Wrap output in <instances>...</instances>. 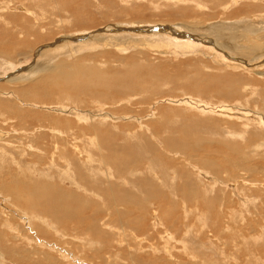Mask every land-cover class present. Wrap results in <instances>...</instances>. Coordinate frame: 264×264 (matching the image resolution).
<instances>
[{
  "label": "bare ground",
  "instance_id": "1",
  "mask_svg": "<svg viewBox=\"0 0 264 264\" xmlns=\"http://www.w3.org/2000/svg\"><path fill=\"white\" fill-rule=\"evenodd\" d=\"M181 1L173 0L178 4ZM238 1L240 0L233 1L231 6H237ZM253 1V4L258 3V0ZM186 2L188 1L185 0L184 4ZM51 3L56 11L60 12L63 9L73 15L79 13L83 8L81 4L78 2L76 4L73 0H52ZM261 3L262 0L259 4ZM261 8L254 10V13H257L253 17L256 18L244 16L240 20H235L236 18L234 21L230 20L231 22L220 20L208 22L206 25L189 21V24H186L188 22L176 23L175 26L165 24L141 26L130 23L129 25L110 26L94 33L96 40L92 39L93 36L81 35L82 33L87 34V31L77 30V33L81 34L57 37L56 41L47 45H42L46 44L41 42L43 38L32 32L36 29L44 30V19H41L42 21L38 19L39 14L32 12L24 4L19 5L18 8L16 6L12 8L16 12L13 16L0 17V22L3 20L5 28L9 26L13 30L12 34L17 33L14 36L6 31L0 34V40L6 39L7 41L4 45L0 44V78L11 74L10 79L5 81L7 83L0 84V119L12 121L17 127L16 130H13L15 136L10 135L9 131L0 129V242L10 243L11 240H7L8 234H11L12 243L20 241L25 243L28 248L21 249V252L26 254L27 259L24 261L28 264H91V257L82 258L84 256L81 253L83 249H92L91 252L94 250V258L103 256L109 264L115 260L111 256V252L108 251L110 247L115 245L117 248L116 245L122 246L123 243L130 247L129 237L135 239L133 242L135 244L132 245L137 246L136 242L141 245L149 238L148 232L152 231L155 225L159 228L163 222L165 227L169 226L165 228L166 235L163 236V240L165 242L167 240L166 243H171L170 241L174 240L179 245L180 250L189 256L187 257L192 263L199 261L202 264H229L231 262L234 264H264V183L257 182L259 181L258 178L264 179V10ZM3 9L0 7V10ZM17 9L23 11L22 14L31 17L33 21L30 22L25 17L26 21L20 23L19 20L23 17L18 15ZM16 16L19 17L16 18ZM62 22L64 24V21ZM26 23L29 26L25 25ZM240 31L246 35L240 34ZM99 33H105L108 38H122L121 43L116 45V49L121 53L127 52L133 47L145 46L158 54L170 55L173 58L189 55L204 58L200 60L199 68L196 67L188 79L184 77L190 81L188 86L190 85L189 88L194 93H188L190 92L189 89L187 93L180 94V97L164 98L161 102L162 105L168 101L170 106L174 108L197 110L202 115L209 116L210 120L219 119V122L215 123L216 120H214V123L207 127L209 134L207 136H218V138L210 139V137L209 140L207 137H203L204 135L201 134V131L199 132L196 126L194 129L176 130L182 138L171 139L168 142L171 145L169 148L175 155L186 154L191 148L189 151L192 152H188L186 157L189 159V170L184 173L190 181L184 179L183 183L177 181L180 178L179 171L176 170L178 168H174L176 163L173 164L171 161L169 162L173 164L174 167L172 166V168L174 169L169 165L168 169L161 172L159 167L153 164L155 159H152L153 161L150 159L147 167H143L141 160L143 161L146 157L142 154V143L147 144L149 153L157 151L154 141L148 142L144 137L143 132L146 130L150 136L156 137L155 132L153 133L150 128H146L145 124L141 123V120L145 118L140 119L141 116H138L139 118L132 116V121L139 124L140 129H137L133 136L130 135L128 138L137 137L140 140L134 144L129 143L131 152H134L133 155H130L128 150L121 151V148L116 145L118 136H125L128 130L110 133L109 131L104 132L102 127L105 124L107 127L108 122L128 120L131 116L115 117L102 110L84 111L80 110L82 109L81 106H69L64 103L65 106L60 102L50 104L45 102L52 95H63L64 91L70 92L77 89V83L73 77L75 70L71 66L70 69L67 65L65 66V61L59 62L60 57L68 56L72 59L79 57L78 55L87 50L88 47L96 46L100 36H104L99 35ZM119 33L124 34L114 36ZM20 35L23 36L20 37ZM243 40H246L245 43H241ZM212 44L215 48H210ZM19 47H24V50ZM100 47L103 45H99L90 52L94 53L100 50ZM216 49L217 51H214ZM11 51L13 52L11 53ZM46 53L52 54L45 55ZM13 56L15 58L23 56V60L19 59L15 62ZM39 56H41V62L37 63L36 61V63L28 64L20 69L26 60L34 61L36 58L39 59ZM42 57H46L43 62ZM91 59L93 58L91 57ZM47 62L49 63L48 66L45 65ZM60 64L63 68H68L69 72L63 70L58 75ZM96 66H84V72L80 69L76 76L96 87L103 84L120 87L128 80L138 82L144 69L143 67L139 72L138 68L132 69L131 67L130 71L126 70L127 72L121 75H118L116 71L117 75H112V78H109L108 75L107 77L101 74L102 69ZM14 68H18L20 71L16 72L17 69ZM146 70L149 76L152 73L157 74L152 66H148ZM181 74L180 76H182ZM183 75L185 76V73ZM151 77L153 78V76ZM167 79L166 81H168ZM178 81L175 82L174 80L175 88L178 86ZM183 83L186 84V82ZM184 86L181 87L184 88ZM210 89L214 90L222 100L213 102L205 99L204 101L203 95L201 96L200 93ZM203 94L205 95L204 92ZM218 98L216 97V99ZM133 99L135 98L133 97ZM137 102L140 103V101ZM157 102H151L153 104L148 117L151 115L156 117V110L161 107L157 105ZM251 103L256 104L257 107L263 105V108H252ZM25 107L30 109H24ZM178 110L180 111V109ZM44 114L47 119L43 118ZM60 114L73 116L79 122L68 118L60 119ZM30 121L40 123L49 121L52 125L49 127L39 126L40 128H37L36 131H34L36 127L28 130L30 129L28 125ZM82 121L88 122L87 124H90L91 127H88L83 133H91L92 130L97 133L91 139L87 137V142L74 145L76 147H74L76 151L74 152V150L66 148V144L71 143L72 140H85L79 136H73L72 139L62 138L60 136L65 137L67 135H62L60 129L72 130V126L74 127L75 124L82 123ZM158 122L160 121L158 120ZM45 123L44 125H46ZM80 129L82 128L78 130ZM47 130L52 133V136L44 133ZM138 132H141L142 137L135 136L136 133L139 135ZM186 135L193 136L194 143L188 144L187 139L183 137ZM58 138H60V143H58ZM24 139L27 144L23 143L21 146L26 148L18 147V144ZM213 142H216L220 149L218 150L220 160L204 161L206 164L202 167L190 161L196 157L197 150H205L204 144ZM50 145L53 147L47 151ZM119 155L122 156V160L116 159ZM209 155L211 156V154ZM29 158L35 159V162L29 163ZM61 158L66 159V165L63 164L65 168L62 169L58 166L55 169L54 167L58 175H53L54 172L48 167L55 166L56 160L59 161L58 163L62 162L63 160L60 161ZM134 162L137 164H135L136 166L132 165ZM69 163L73 166L71 167ZM123 163L127 164L125 167L126 179L120 178L112 181V173H115L113 178H116L117 169L119 166L122 167ZM6 168L8 170H5ZM85 168H92L93 172L91 173L90 169L86 171ZM101 174L108 175V180L111 179L109 180L110 184L100 186L102 182L100 183L98 176ZM66 182L70 187L76 188L83 194L70 192L68 188L61 186V184L67 185ZM142 194H144L143 197ZM214 195V198L209 197ZM156 207L157 210L150 215V221L154 220V223H151V228L148 229V216L146 214H149V211L152 208L156 209ZM180 212L183 215H178ZM14 220L19 225H15L12 222ZM193 221H197V223L192 224ZM181 225H184V234L188 237L186 240L185 237L179 238V240L172 233L174 230L180 232L179 227ZM171 230L173 231L171 232ZM204 230H210L211 237L206 234V239H211L212 245L206 246L198 242V246H190L188 240L191 237L201 239L200 235L203 234ZM160 232H156V234H160ZM125 234L128 235V238H125ZM111 240L115 241L112 242ZM74 244L79 246L78 252L73 248ZM226 244L228 245L227 251L224 248L216 249L218 246L224 247ZM174 247L177 248V246ZM192 247L193 251L189 254L188 250ZM40 248L42 251H39ZM164 248L166 251L162 250L167 253L169 248L166 246ZM11 249L16 250V247ZM195 249L196 252L194 253ZM212 249L215 250L218 261H211L206 258V251ZM2 250L0 248V264L6 258L5 252L3 253ZM17 251L19 250L17 249ZM153 252L155 251L153 250ZM168 252L170 253V250ZM169 253L167 254L170 255ZM243 254L245 260L241 261ZM20 257L23 258L24 255Z\"/></svg>",
  "mask_w": 264,
  "mask_h": 264
},
{
  "label": "rangeland",
  "instance_id": "2",
  "mask_svg": "<svg viewBox=\"0 0 264 264\" xmlns=\"http://www.w3.org/2000/svg\"><path fill=\"white\" fill-rule=\"evenodd\" d=\"M41 1H44V0H37V1H34V0H0V7L4 8L3 10H0V17L13 16L16 12H14L12 8H14V6H16L18 8L19 5H21V4L23 5L24 4V6L30 8V10H32V12L39 14L38 19H40V20L44 19V30L41 31L40 29H36V30H34L32 32H35L36 36H41V38H43L42 39L43 41H41V42L46 43V44H42V45H47V44H51L52 42L56 41L57 37L61 38L63 36H71L72 34L73 35L74 34H81V33H77V30H81V31L85 30V31H87L88 33L85 32L87 34H83L82 33L81 35H85V36H88V37H92L93 36L92 37V39H93L94 36H95L94 33H97V32H99L101 30H104L107 27L117 26V25H121V24L129 25V23H130L132 25H134V24L135 25H139L140 24L141 26L142 25L146 26V24L147 25H161V24H165V25H174L175 24L176 25V23H186V22H188L186 24H189V21H194L195 23L199 22L198 24H203L204 23V25H206L208 22H218L220 20H222L224 22L225 21L226 22L227 21L231 22V21H234L235 18H236L235 20H240V18L244 17V16H252V17L256 16L254 14H256L257 12L254 13V10H256L257 8L258 9L261 8V6H262L261 9L264 10L263 9L264 0H262V3H261L262 5L259 4L261 0H258L257 1L258 3L256 2L258 5L257 4H253L254 3L253 0H240V1H238L237 6L236 5L231 6L232 2L233 1H237V0H219V1L218 0H187L188 2H186V4H184L185 0H182L179 4L173 2V0L172 1L171 0L170 1L169 0H88V1L87 0H77V1L73 0L74 3L78 2L83 7L79 13L73 15L71 12H69L67 10H63V9H61L60 12L58 10L56 11L55 7H53L54 5H52V3H51L52 0H45L46 2L45 1L41 2ZM48 1H50V2H48ZM191 1H193L194 4L191 3ZM85 2H88V3H85ZM78 3H76V4H78ZM82 3H84V4H82ZM42 4H43V6H41ZM239 5H240V7H239ZM200 6H202V7L200 8ZM42 7H44V8H42ZM49 7H50V9H49ZM52 7H53V9H52ZM185 8H187V9H185ZM188 8H191L192 10L188 9ZM204 8L207 9V10H205ZM227 8H228V10H227ZM17 13H19L18 15L23 17L20 20L18 19L20 21V23L26 21L25 17H27V19H29L30 22L33 21L31 17L22 14L23 11L18 10ZM18 17L19 16H16V18H18ZM253 18H256V17H253ZM62 21H64V24H63ZM1 22H0L1 23L0 24V34L3 33V32L5 33V31L6 32H10L12 34L13 30H11L9 26H7L5 28L3 26V24H4L3 20H1ZM25 25L29 26L28 23H26ZM197 26H203V25H197ZM8 27H9V29H7ZM239 33L243 34V35H246L242 31H240ZM16 34L17 33L15 32L12 35L14 36ZM123 34L124 33H119V34H116L114 36H116V37L117 36H122ZM99 35H104V36H100V38L98 37L99 39H98V42L96 41L97 42L96 46L94 45V47L93 46L88 47L87 50H84V52H82V53H80V55H78L79 57H77V58L73 57V59L68 57V56H61L60 57L61 60L59 62L65 61V66L67 65L69 67V69L72 67L73 70H75V73H73V77H75L74 80L77 83V85H76L77 89L76 90H72L70 92L69 91L68 92L64 91L63 95L62 94L56 95V96L52 95L50 97V99H48L45 102H49V104L50 103L60 102V103H62V105L66 104V105H69V106H78V107L81 106L80 108H82V109H80V110H84V111L85 110H90V111L102 110L105 113L106 112L111 113V115H113L115 117L131 116V118L128 119V120H121V122H118V121L115 120L116 122H114V121L113 122H108L107 123V127H106V124L104 125V127H102L104 132L105 131L106 132L109 131L110 133H118L119 131L128 130V131H126L127 134L125 136H121V135L118 136V139L116 140V145H118L121 148V151H123V150L127 151L128 150L130 155H133L134 152H131V147H130L129 143L134 144V143H136V142H138L140 140L137 137H135V138H130L129 137L130 139L128 138V136H130V135L133 136L134 132H136L137 129H140V125L137 124L136 122H133L132 118L133 117H138V116H141L140 119L145 118V119L141 120V123H144L146 128L147 127L150 128L153 131V133L155 132L154 135L156 134L157 139H156L155 136H150V134H148L147 130H146V132H143L145 134L144 137L146 138V140L148 142L150 140H152V142L154 141V144H156V150L157 151H155L154 153H152V152L149 153L148 152V148H147V144L145 143V145H144L142 143V147H141V149L143 151L142 154L146 157V159H144L143 161L141 160V162L143 164V167L144 168L147 167V165L149 164L150 159L151 160L155 159L156 161L152 160L153 164L155 166L159 167L160 172H161L164 169H168L170 166L172 168L173 164L176 163L175 167L174 166L173 167L174 168H178L176 170L179 171V175H180V178L177 181L178 182L180 181L181 183H183L184 180L186 181V180L189 179V178H187V176L184 173H187V171L189 170V159H187L186 157L188 155V152H192V151H189L191 149V148H189V150L187 151L186 154H182V155L181 154H177V155H175V153L174 152L172 153L171 149L169 148L171 146L170 143H168L169 140L182 138L181 135L176 132V130L182 131V129H186V130L187 129H194V128H196V126H197V129L199 130V132L201 131L202 132L201 134L204 135L203 137H207L208 139L210 137H211L210 139L215 138V137L218 138V136H212V135L211 136H207V135H209L207 133L208 132L207 131V127L209 125H212L211 123H214V120H216V119H214V120L211 119L210 120L209 116L202 115L199 111L194 110V109L186 110V109L179 108V107H175L174 108L173 106H170L171 104H169L168 101H165V103H162V105H161V102H162V100L164 98L166 99V98L180 97L181 96L180 94L183 95L184 93L188 92V90L190 89L189 88L190 85L188 86L190 81H188L186 79H188V77L191 76L190 73L191 72L193 73L195 71L194 69L196 67L199 68V65H200L199 62H200V60H203L204 58L201 57V56H198L196 58V57H193L194 55H189V56H186V57L175 56L173 58L170 55H166L165 56L164 54L163 55L162 54H158L153 49L147 48L145 46H139V47L137 46L135 48L133 47V48L128 49L127 52L121 53L118 49H116V45L118 43H121L122 38H116V39L111 38V37L108 38L105 33H99ZM22 36L23 35H20V37H22ZM243 41L241 43H245L246 40L244 42ZM5 43H7L6 39L0 40V44L1 45H4ZM39 44H41V43H39ZM39 44H37V45H39ZM101 44L103 45V47H100L101 48L100 50H97L94 53L90 52V50L99 47V45H101ZM213 44L210 46V48L214 47ZM37 45H35V46H37ZM207 46H208V44H207ZM19 48L21 50H24V47H19ZM29 50L31 51V48ZM214 51H217V49L214 50ZM12 52L13 51H11V53ZM50 54H52V53H46L45 55H50ZM109 55H111V56H109ZM102 56H104V57H102ZM22 57L17 56V58H15L13 56L12 58H14L15 59L14 61L16 62V60H19V59L23 60ZM39 57H38L39 59L36 58L34 61L33 60H31V61L30 60H28V61L26 60V62L23 63L22 66H20V69L24 68L28 64L31 65L33 63H36V61H37V63L41 62V56H39ZM91 57L93 59H91ZM44 59H46V57H42V62H43ZM56 61H58V59H56ZM126 61H127V63H125ZM123 62H124V64H123ZM208 62H210V60H208ZM233 63H236V62H233ZM45 65L48 66L49 63L47 62V63H45ZM87 65L90 66V67H95L97 65L96 66L97 68L102 69L101 74L106 75V76L108 75L109 78H112V75L116 76L117 75L116 71L118 72V75L119 74L121 75L123 73H126L127 72L126 70L130 71L131 67H132V69L133 68H138L139 72H141L143 67H144V69L142 70V72L140 74L141 78H140V80L138 82H132V81L128 80L129 82L125 81L126 84L124 82L120 87L119 86L117 87V86H114V85H106V84H103L102 86H97L96 87L94 84L87 83L81 77L79 78V77L76 76V73L78 74V71L80 69L83 71L84 70L83 67L84 66L87 67ZM125 66L126 67L130 66V67L129 68L127 67L128 68L127 69ZM148 66H152L154 68V70L157 72L156 75H155V73L151 74V76H153V78L151 76H149V74L147 75L148 71L146 70V68ZM58 68H59L58 75H60V73H62L63 70H66L67 72H69V69L68 68H63L61 66V64H60V66H58ZM14 69H17L16 72L20 71V69H18V68H14ZM188 72H189V76H188ZM183 73H185V76L183 75ZM180 74L182 76H180ZM10 75L11 74H9L7 77L6 76L1 77L0 78V84L7 83L5 81L10 79V77H9ZM157 75H159V76H157ZM193 76H195V74H193ZM205 76H207V75H205ZM156 77H160V78H156ZM171 77L174 78L175 82H176V80L178 81L180 79L179 80L180 82L179 81H178L179 83L177 82V85H178V86H176L177 89L175 88L176 84L174 83V80ZM184 77L186 79H184ZM142 78H143V80H142ZM169 78H170V81H169ZM160 79H163L164 81L163 80L161 81ZM166 79L169 82L166 81ZM172 80H173V82H172ZM192 80H193V77H192ZM82 82H83V84H82ZM163 82H164V84H163ZM170 82H172V83H170ZM183 82H186V84L183 83ZM182 83H183V85H185L184 88L181 87V86H183V85H181ZM78 84H80V85H78ZM131 85H133L134 87L131 86ZM154 85H157V86H154ZM94 87H96V88H94ZM178 87H181V88H178ZM182 88H183V90H181ZM131 89H133V90H131ZM171 90H173V91H171ZM203 92L205 93V95L203 94ZM203 92H201L200 94H201V96L203 95L202 98H204V101H205V99L207 101H213V102H216V101L219 102V101L222 100L221 97L217 93H215L214 90H212V89H210L208 91L204 90ZM67 93H68V95H67ZM128 93H130V94H128ZM188 93H194V92H193V90L190 89V92H188ZM137 94H138V96H137ZM64 95H65V98L67 97V99L64 98ZM214 96H216L217 98L219 97V98L216 99V97H215V99H214ZM133 97L135 99H133ZM62 98H64V99H62ZM126 98H128V99H126ZM58 99H60V100H58ZM129 100H131V101H129ZM119 101H121V102H119ZM137 101H140V103H138ZM145 101H148V102H145ZM115 102H117V103H115ZM122 102H123V104H122ZM142 102H143V104H142ZM151 102H154V103L157 102V105H159V107L161 106L160 107L161 109L157 108V110H156V114H155L156 117L152 116V115L150 117H148L150 115L151 105L153 104ZM145 103H147V104H145ZM262 106L263 105L258 106V107L261 108ZM251 107L258 109L256 104H254V103H251ZM24 109H30V108L29 107H25ZM178 109H180V111ZM36 111H39V110H36ZM39 112H44V111H39ZM167 113L168 114L171 113V115H168ZM178 113H180V114H178ZM44 117L47 119L45 114L43 115V118ZM182 117H184V118H182ZM65 118H68V119L74 120V121L76 120V122H79V121H77V118H75L73 116H67V115H64V114L62 116V114H60V119H65ZM213 118H216V117H213ZM207 119L210 120V121H208ZM158 120L161 123L158 122ZM212 120H213V122H212ZM130 121H132V122H130ZM203 121H204V123H202ZM45 122H49V121H45ZM45 122H41L42 123L41 124L38 121H35V122L34 121L33 122L30 121V124L28 123L30 129H28V130H32V128L34 129L36 127L34 129V131H36L37 128H40L39 126L49 127L50 125H52L51 122H49V123H45ZM217 122H219V119L215 121V123H217ZM44 123L46 125H44ZM87 123L84 122V121H82V123L81 122L77 123V124L74 125V127L72 126L73 129L69 130V131H67L66 129H60V133L62 135H67L68 136V137L67 136H65V137L64 136H60L62 138L72 139L73 136H79L82 140H85V141H78V140L73 141L72 140L71 143L66 144L67 145L66 148L71 149L73 151L76 148L74 145H80L81 143L83 144V143L87 142L86 141L88 139L87 137H89V139H91L92 136H96L97 132H94V130H92L91 133L90 132L83 133L88 127H90V124H87ZM89 123H91V121H89ZM124 126H125V128H124ZM79 128H82V129L78 130ZM0 129L1 130H5V131H9L10 135L13 134L15 136L13 130H16L17 127H16L15 123L12 122V121L10 122V121H5L3 119H0ZM48 129H50V128H48ZM77 130H78V134H77ZM203 132H205V133H203ZM44 133H46L49 136H52V133H50V131H48V130H47V132H44ZM138 134L139 135H137V133H136L135 136L142 137L141 136V132H138ZM13 135H12V137H14ZM183 137H185L187 139L186 142L188 144L191 145L192 143H194L195 139H192L193 136H187L186 135V136H183ZM166 138H168V139H166ZM128 140H129V142H128ZM23 143L27 144L25 139L22 140L20 142V144H18V147L20 146L22 148H26L24 146H21V145H23ZM58 143H60V138H58ZM212 144H213V146H212ZM52 147L53 146L50 145L49 148L47 149V151L50 150ZM144 147L147 148V149H145ZM203 148L205 150H197V152L195 154V156H196L195 158L196 159L195 158H193L194 160L190 159L191 162L195 163L198 166L201 165L200 167H202L203 165L206 164L204 161L209 162V161H215V160L219 159L218 150H220V149L217 147L216 142L207 143V145L204 144ZM174 150H179V149H174ZM74 152H76V151L74 150ZM200 152H201V154H200ZM208 153L211 154V156ZM197 157H198V159H197ZM116 159L122 160V156L119 155L118 158H116ZM28 160H29V163L30 162L31 163L35 162V159L33 160L32 158H29ZM61 160H63L62 162H60L61 164L58 163L59 161L56 160L54 162L56 165L55 166H51V167H53L52 169H51L50 166L48 167V168H50V170H52L54 172L53 175H58V172L55 171V169H57L58 166H60V168H62V169L65 168L64 166L66 165V159L61 158L60 161ZM167 160H168V162H167L168 164L166 163ZM169 161H171L173 164L171 162H169ZM196 161H198V162H196ZM54 163H52V164H54ZM63 164H65V165H63ZM135 164L136 163L134 162L132 165H135ZM126 165L127 164L123 163V166H122L123 170H121L122 167L119 166V168L117 169L118 173H116L117 174L116 178H113L115 176L114 175L115 173H112L113 175L111 174L112 175V178H111L112 181H113V179L114 180L120 179V178H125L126 179V177H127V174H126L127 172L125 170L126 169L125 168ZM70 166L72 167L73 165L70 164ZM54 167H55V169H54ZM174 168H172V169H174ZM89 169L91 170V173H92L93 172L92 168H89ZM89 169L85 168L86 171H89ZM5 170H8V169L6 168ZM192 171H193V169H192ZM101 175L98 176V179L100 180V183L101 182L103 183V184L99 183L100 186H105V184L106 185L110 184L109 180H111V179L108 180V178H107L108 175L107 174H106V176L104 174H101ZM193 179H194V177H193ZM258 180H259V181H257L258 183H260V182L264 183V179L260 180V178H258ZM188 181H190V180H188ZM54 184H56L55 181H54ZM61 186L68 188V191H70V192H76V193H78L80 195L83 194L82 192L78 191L76 188L70 187L68 183H67V185L61 184ZM216 187L218 188V185ZM143 196H144V194H142V197ZM209 197L210 198H214L215 195L214 196H209ZM156 210H157V207H156V209L152 208V210L149 211L150 213L148 212L149 214H146V216H148L147 217V221H148V224H149L148 225V229L151 228L150 224L154 223V220H152L153 222L150 221L151 220L150 219V215H152L151 213L155 212ZM180 214L183 215L181 212L178 213V215H180ZM12 222H14L15 225H19V223L16 220H14ZM196 223H197V221H193L192 222V224H196ZM182 226H183V228H182ZM167 227H169V226L165 227L163 222H162V226H159V228L156 227V225H155V228H153L152 231H149L150 233L148 232L149 238L147 236L148 239H146V240H148V241L145 240L146 243L145 242L143 243L144 246H143V244L140 245L138 242H136L137 246L132 245V244H135V243H133L135 239H130V237L128 238L127 237L128 235L125 234V238L129 239L130 247H129L128 244H124V243H123L122 246L116 245L117 248L115 247V245L110 247L108 251L111 252V254H112L111 256H113L115 258V260L111 261V263H109V264H115V263L116 264H124V263L125 264H146V263L147 264H193L194 262H195L194 264H202L201 262L199 263V261H193V263H192L191 260H189L190 258H188L189 256L186 255L184 253V251L180 250L179 245L176 244L174 242V240H171L170 241L171 243H166L167 240H166V242L163 240V236L165 237V235H166L165 234V228H167ZM179 229H181L180 232L179 231H175V230H174L175 232L173 230H171V232L173 231L172 233L175 234V237H177V239H179V238L183 239L185 237L184 239L186 240V238H188V237L185 236V234H184V230H185L184 225H181L179 227ZM160 231L163 232V233H161ZM209 231L210 230H207V231L204 230L202 232L203 234L200 235L201 237L199 236L203 241L201 239H199V238L194 239L193 237H191L188 240L190 246H193V247L194 246H198L197 245L198 242L199 243H203L206 246L212 245L211 239H209V240L206 239L207 235L209 237H211L210 236L211 233L209 234ZM153 232H155V233H153ZM156 232H158V233L160 232V234H158V233L156 234ZM204 232H206V233L204 234ZM52 233L53 232L51 231V234ZM140 234H143V233H140ZM8 235H7L8 236V240L7 241L11 240L10 243H6V242L2 243V242H0V246H1L0 248L3 249L2 252L3 253L5 252L4 254H5L7 259L9 257L8 260L5 258L6 262L2 261V264H20V263L21 264L22 263L23 264L24 263L28 264L26 261H24V260L27 259L26 254L24 252H21V249L24 250V248H28L27 245L25 243L21 242V241L20 242H16V243L15 242L12 243L13 239L10 237L11 234H8ZM48 238L51 239L50 237H48ZM48 238H46V239H48ZM153 238H155V239H153ZM111 241L114 242L115 240H111ZM17 243H18V245H17ZM74 245H73L74 247L73 246L72 247L78 252L79 251V249H78L79 246L77 244H74ZM31 246L34 247L35 245H31ZM165 246L167 248H169L167 250V253H169L168 251L170 250V253H169L170 255H168L167 253L164 252V251H166L165 248H164ZM174 246H177V248L174 247ZM12 247H16V250H12L11 249ZM131 247L136 248V249H133ZM193 247L188 250L189 254L192 253ZM126 248H127V250H126ZM222 248H224L227 251L228 250V245L226 244L224 247L218 246L216 249L220 250ZM17 249L19 251H17ZM118 249H120V250H118ZM8 250H9V252H8ZM10 250H11V252H10ZM91 250L92 249H83L81 253L84 254V256H82V258H84L85 256H86L85 259H87V256L91 257V260H92L91 264H105V263L108 264V262L105 260V258H103V256L94 258L93 257L94 250L92 252H91ZM153 250L155 252H153ZM156 250H157V252H156ZM12 251H14V252L12 253ZM39 251H42V248H40ZM15 252L16 253L18 252V254H16ZM195 252H196V249L194 250V253ZM11 253L13 254L12 256H11ZM22 254L24 255L23 258L20 257V256H23ZM183 254H185V255H183ZM11 258H13L12 259L13 261L11 260ZM206 258L208 260H211V261H218V258H217V255H216V252H215L214 249L206 251ZM242 259L243 260H241V261L245 260L244 254L242 256ZM55 263H56V261H55ZM82 264H84V263H82ZM229 264H234V263L231 262Z\"/></svg>",
  "mask_w": 264,
  "mask_h": 264
}]
</instances>
